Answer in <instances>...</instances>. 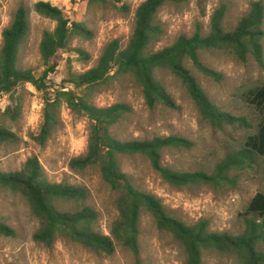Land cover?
I'll return each instance as SVG.
<instances>
[{"label":"trees","instance_id":"1","mask_svg":"<svg viewBox=\"0 0 264 264\" xmlns=\"http://www.w3.org/2000/svg\"><path fill=\"white\" fill-rule=\"evenodd\" d=\"M169 1L188 0L141 2L134 11L132 34L126 47L122 49L117 39L111 40L102 49L94 67L82 73L68 71L65 82L70 88L65 84L53 88L49 83V75L58 65L59 55L71 51L70 41L73 38L91 39L93 32L85 22L70 19L63 10L50 2L36 1L33 10L55 23L52 30L45 29L41 33L38 52L45 68L36 76L30 68H22L18 63L30 31L29 8L18 6L10 24L1 32L0 95L9 94L10 99L0 112V145L14 144L18 140L16 132L6 124V121L10 124L16 122L21 115V102L13 95L18 86L30 84L41 94V121L35 136L41 145L58 127L60 104L65 102L72 112L88 120L87 148L83 154L69 161V169L77 174L95 169L115 195L117 216L109 226V233H103L97 224V211L87 203L88 190L81 185L50 182L36 157L28 158L19 170L0 171V191L20 195L27 201L37 221L33 238L47 248L57 239H67L94 253L111 255L118 243L132 252L134 264H143L139 258V223L141 214L147 212L159 230L171 234L182 244L186 252L184 264H202V254L208 250L231 254L238 259V264H264V250L259 249L264 244V191H257L240 214L244 223L241 233L211 231L205 219L185 224L169 215L156 196L133 185L119 162L123 155H141L166 182L176 187L197 183L214 188L232 187L244 171H254L256 167L264 166V81L242 93L243 101L258 114L256 130L245 137L240 148L224 154L210 173L203 170L180 171L162 164V153L166 148L191 146V142L183 137L118 138L115 129L131 113L130 106L122 102L97 106L86 98V92H79L129 76L141 87L149 109L157 105L171 108L174 107L173 99L157 77V71L167 70L181 81L211 126L222 128L225 124L234 123L247 125L244 118L234 117L210 101L189 67L206 77L218 79L221 76L202 62L200 54L205 50L228 52L241 62L252 58L262 65L263 2L252 1L248 12L240 17L231 30L223 27L226 7L220 5L210 17L207 32L197 25L190 36L180 35L171 45L153 50V45L163 34L156 15ZM119 2L86 0V5L89 10L108 4L125 9L124 5L118 6ZM72 51L80 59L89 58L80 48ZM62 202H70L74 207L64 210L58 206ZM0 235L14 237L15 230L0 221Z\"/></svg>","mask_w":264,"mask_h":264},{"label":"rangeland","instance_id":"2","mask_svg":"<svg viewBox=\"0 0 264 264\" xmlns=\"http://www.w3.org/2000/svg\"><path fill=\"white\" fill-rule=\"evenodd\" d=\"M40 0H0V47L2 30L7 27L20 5L29 8L30 31L22 46L18 63L30 68L36 76L43 69L38 46L43 30H52L55 23L37 14L33 4ZM60 8L72 20L83 21L93 32L91 39L75 37L70 41L71 51L62 52L58 65L49 75L53 88L66 85L68 71L82 73L94 67L104 46L117 39L120 47H126L133 29L136 7L144 0H120L118 6L111 4L89 10L86 0H42ZM256 0H188L167 2L156 15L163 34L153 45L159 50L171 45L178 36H190L198 25L203 32L209 29L212 13L220 5L226 7L223 18L225 30L233 29L250 3ZM264 4V0H261ZM264 29V20L263 25ZM80 48L89 55L80 59L72 49ZM263 63L252 58L241 62L228 52L201 51L204 64L219 72L218 79L206 77L189 67L210 101L234 117H242L245 123L225 124L222 128L211 126L202 116L181 81L167 70L157 71L174 107L157 105L149 109L143 99L141 87L127 76L114 79L105 86H97L79 92L87 93V99L97 106H109L116 102L126 103L131 113L116 127L115 134L122 140L151 139L156 136H179L191 142L189 148H166L162 164L180 171L212 172L214 166L227 152L242 146L245 137L256 130L257 112L243 101L242 93L264 81V37L262 39ZM69 59V63H68ZM70 65V66H69ZM70 88V86H68ZM0 99L4 107L9 94ZM21 102V115L16 122L6 124L16 132L14 144L0 145V171L19 170L30 157H36L50 182H64L84 186L89 193L88 204L98 213V227L109 233V226L117 216L115 195L102 181L95 169L77 174L69 169V161L83 154L87 148L88 120L72 112L65 102L60 104L59 124L44 145L35 139L41 121V94L30 84L18 86L13 94ZM121 169L133 185L156 196L167 213L185 224L200 219L209 223V229L217 232L239 234L244 229L240 214L257 191H264V166L244 171L235 185L214 188L197 183L176 187L166 182L141 155H123L119 159ZM233 175V173L231 174ZM68 210L70 202L59 203ZM0 221L15 230L14 237L0 235V264H134L130 250L116 243L111 255L94 253L67 239H57L47 248L37 243L33 234L37 221L29 204L20 195L0 191ZM139 258L143 264H184L186 252L182 244L171 234L159 230L153 218L143 212L140 216ZM259 249L264 250V244ZM231 254H219L208 250L202 254V264H238Z\"/></svg>","mask_w":264,"mask_h":264},{"label":"built area","instance_id":"3","mask_svg":"<svg viewBox=\"0 0 264 264\" xmlns=\"http://www.w3.org/2000/svg\"><path fill=\"white\" fill-rule=\"evenodd\" d=\"M3 96H4V95L1 94V95H0V99H1ZM3 107H4V104H3V102H1V100H0V109H3Z\"/></svg>","mask_w":264,"mask_h":264}]
</instances>
